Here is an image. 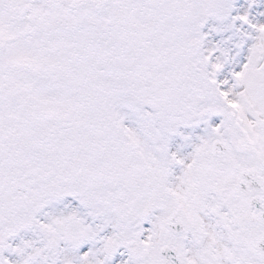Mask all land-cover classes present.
I'll list each match as a JSON object with an SVG mask.
<instances>
[{
  "label": "snow or ice",
  "instance_id": "snow-or-ice-1",
  "mask_svg": "<svg viewBox=\"0 0 264 264\" xmlns=\"http://www.w3.org/2000/svg\"><path fill=\"white\" fill-rule=\"evenodd\" d=\"M0 264H264V0H0Z\"/></svg>",
  "mask_w": 264,
  "mask_h": 264
}]
</instances>
